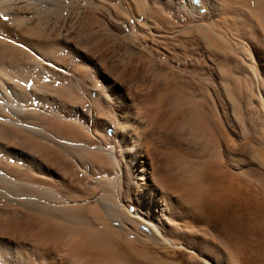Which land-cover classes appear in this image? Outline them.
I'll list each match as a JSON object with an SVG mask.
<instances>
[{"label": "bare ground", "instance_id": "6f19581e", "mask_svg": "<svg viewBox=\"0 0 264 264\" xmlns=\"http://www.w3.org/2000/svg\"><path fill=\"white\" fill-rule=\"evenodd\" d=\"M240 88L264 0H0V264H264V208L193 180L196 106Z\"/></svg>", "mask_w": 264, "mask_h": 264}, {"label": "rangeland", "instance_id": "374dc122", "mask_svg": "<svg viewBox=\"0 0 264 264\" xmlns=\"http://www.w3.org/2000/svg\"><path fill=\"white\" fill-rule=\"evenodd\" d=\"M244 82L245 81H243L241 83L243 88H248L247 86L250 85L249 87L252 86V88L254 89V84L249 82L248 85H245L248 82L247 81H246V83H244ZM240 85L238 84V88L240 87ZM240 89H238V91H239L238 96L242 93L244 95L242 94L239 96L240 98L238 97L239 99H237V101L240 99L241 100H240V102L238 101V103L236 101L234 108L231 107V101L228 100L224 95L220 96L219 100H217L215 97H213L211 95H210L209 99L202 100V102H204L205 105L203 106V104H202L200 108L198 106H196L197 110L196 109H195L196 111L194 110V118H196V119L193 118L194 122L196 123V124L194 123L195 128H196L197 124L199 126V127L197 126L196 129L194 128V126H193V128L195 129V132L197 130V134L199 133L200 137L197 134L193 135L195 133L191 132L192 131L191 129L189 131L190 135L188 132V136H189V139L191 137L190 140H192V142H190V143H192V144L195 143V145H196V147H195V145H192L193 147H195V148H192L194 150L193 154H195V155H192L191 158H192V161L194 160L193 161L194 165L196 164V166H198V167L194 166L193 162H192V165L194 168V169L192 168L194 170L193 180H194V182H196V184H199V186H200V188L198 190V192H199L198 196H200L198 198V204L199 205L201 204L200 201L204 195H208V194L212 195L213 194L212 192H214L213 188L215 187V185H221V187H222V185L223 186L227 185L228 188H226V186L224 187L225 189L222 188L223 189L222 193L223 194L225 193L224 194L225 196H223V197L227 201L226 207H228V208H226V209H228V210L230 209L229 211L231 212V215L228 218L232 217V219L234 221L236 219V222L238 221V218H239L238 223L242 225V223L244 221L243 220L244 217H247L250 219V217L252 216V213H253L252 211L256 210L257 208L258 209L264 208V123H262L264 121V106H263L264 105V93L262 95L256 94V91L253 90L251 95H250L251 96L250 100L248 98L247 100L244 101L245 92L243 91V89H241V91H240ZM246 91L248 92V90H246ZM253 92H254V94H256L258 99H257V97H255ZM259 99H260V102H259ZM246 102H248L249 105L248 104L247 105L250 106L248 110L244 108V105ZM261 102H263V103L261 104ZM237 104H238V106H237ZM224 105H226V107ZM237 110H239V111H237ZM198 114H200V115H198ZM233 114H234V116H233ZM195 115L197 117H195ZM260 115H261V117H260ZM261 124L263 126H261ZM205 130H206V132H205ZM184 132H185V135H182V139H184L183 136H186L187 133L185 130L182 131V129L179 128V131L177 132L178 133V140L181 139V137H180L181 133L184 134ZM202 132H203V134H202ZM191 133H192L193 137L191 136ZM188 136H186V137H188ZM195 136H197V137H195ZM201 136H202V138H201ZM198 137L200 138L199 140H198ZM205 140H207V141L205 142ZM180 141H182V140H180ZM198 141H199V143H198ZM208 141H209V143H208ZM202 142H205V144H207V145H205ZM220 143H222V144H220ZM218 144L220 145L221 148L218 146ZM210 145H213V147H212L213 149H215L214 147H216V149L217 148H219V149L213 150L212 148H210L211 147ZM190 147H191V144H190ZM207 147L212 150L213 154L214 153H217V154L220 153L218 155H221V156L216 157L215 155H217V154L212 155V152L210 149H209V152H208V149L206 150ZM202 148H204L207 153H203L204 151H202V150H204V149H202ZM218 150L220 152H218ZM195 152L197 154L199 152V154L197 155ZM210 152H211V154H210ZM207 154H208V156H206ZM194 156H196V157H194ZM210 156L212 158H213V156H214V158L216 157L217 161L214 160V158L210 159L209 158ZM203 157H206L207 159L203 158ZM219 157H221V158H219ZM200 158H201V160H200ZM203 159H204V163H202ZM205 159H206V162H205ZM208 162H210L211 164ZM209 164H210V166H209ZM212 164H213V166H212ZM220 167H221V169H220ZM241 169H243V170H241ZM218 170L220 171V173H218ZM203 174H204V176H203ZM211 176H212V178H211ZM214 179H215V181H214ZM219 182H221V183L219 184ZM230 184H231V186H230ZM232 187H233V189H232ZM225 190H227L228 192ZM226 195H227V197H226ZM236 208H238V209L236 210ZM246 222H247V224L251 223L249 221H246ZM244 225H246V224L244 223ZM208 226H209V229H211L212 231L215 230L214 229L215 224L212 221H209ZM254 226H255V224H254ZM225 240H226V242H225L226 244L229 243L228 245L233 247L235 240H232L229 238H225ZM249 240H251V239H247L246 241L237 242L238 248L241 249V250L237 249L235 251V252L238 251L237 254L235 253L236 255H238V258L243 256L242 253L245 252L244 251L245 246L246 247L249 246V243H248V242H250ZM187 256H188V254H186V253L183 254V257L181 258L182 264H190L191 262L196 263V261L198 259L197 257H195L194 260H188ZM193 256H195V255H193ZM169 259H170V257H169ZM171 259H174V258L171 256ZM186 262H188V263H186Z\"/></svg>", "mask_w": 264, "mask_h": 264}]
</instances>
